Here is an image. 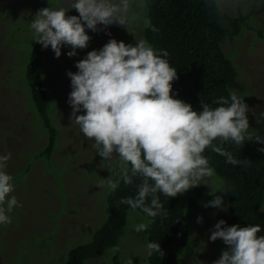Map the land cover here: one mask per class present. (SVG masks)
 Returning <instances> with one entry per match:
<instances>
[{
	"label": "clouds",
	"instance_id": "clouds-1",
	"mask_svg": "<svg viewBox=\"0 0 264 264\" xmlns=\"http://www.w3.org/2000/svg\"><path fill=\"white\" fill-rule=\"evenodd\" d=\"M253 2L212 0L221 13L226 7L239 5L247 14ZM133 4L134 0H70L69 8L78 15H68L71 10L63 6H48L36 12L29 26L35 43L44 49L50 46L56 58L62 46H68L72 50L67 56L72 58L76 49L88 46L86 29L96 32L98 26L129 27L134 19ZM138 6L144 8V0ZM145 27L158 31L149 20H145ZM168 56L167 51H157L145 39L127 45L110 39L99 51H89L79 60L76 73H67L71 81L70 123L78 125L83 136L94 142L92 147L109 173L107 179L99 178L97 188L114 192L121 181L132 185L135 179L140 180L135 195L119 201L149 218L134 226L137 233L146 231L156 217H167L161 194L175 198L215 175L204 155L206 150L224 157L233 167H246L250 161L236 158L224 145L231 142L239 148L249 141L264 144V136L249 122L251 113L256 124L264 123V112L257 116L236 91L214 100L216 107L200 100V111L173 98L172 84L178 77ZM80 112L83 114L78 115ZM258 151L264 152V148ZM10 159L11 153L0 155V225L11 224L9 214L22 207L16 196L10 195L14 192L13 177L6 171ZM220 185L217 192L221 195L211 191L213 199L203 205L205 208L223 209L226 189L223 181ZM197 223H202L201 217ZM260 232V225L226 226L224 220L218 221L209 241L221 240L226 250L213 264H264V235H258ZM112 251L119 249L113 247ZM154 253L164 256L158 242H148L147 256ZM127 264L133 261L129 259Z\"/></svg>",
	"mask_w": 264,
	"mask_h": 264
},
{
	"label": "rangeland",
	"instance_id": "rangeland-1",
	"mask_svg": "<svg viewBox=\"0 0 264 264\" xmlns=\"http://www.w3.org/2000/svg\"><path fill=\"white\" fill-rule=\"evenodd\" d=\"M259 1L249 7L253 14L249 27H244L232 45L237 80L245 89L244 93H237L257 116L264 112V41L256 38V29L264 30V7ZM58 4L53 6L69 8L70 0H58ZM238 6L225 10L236 14ZM133 10L138 13V9ZM37 11L38 0H0V155L11 153L6 169L13 177L14 192L10 195L16 196L22 205L9 214L11 224L0 225V264H65L68 250L89 242L105 221L109 191L100 190L97 184L99 178L107 179L109 173L92 147L94 142L83 136L78 125L70 123L71 81L67 73H76L75 64L90 50L99 51L110 39L126 45L141 40L139 24L131 22L126 29L117 25L106 29L98 26L96 32L86 29L90 36L88 46L76 49L72 58L67 56L72 50L68 46H62L59 58L50 46L44 49L40 73L57 138L51 158L35 160L47 138L25 81V65L36 39L29 25ZM68 15L78 13L71 10ZM259 126L257 131L264 136V123ZM250 143L264 162V152L258 151L264 144ZM27 166L28 172L23 173ZM220 187V181L213 176L184 193L189 244L179 255V264H213L226 247L219 239L209 241L218 221L224 220L226 226H231L225 196L221 210L203 206L213 199L211 191L213 195H221L217 192ZM198 217L202 223H197ZM147 220L139 212L129 210L116 246L119 251L108 248L100 257L90 258L84 264H115L114 256L118 264H127L129 259L133 264H146V236L144 231L143 235L134 231V226Z\"/></svg>",
	"mask_w": 264,
	"mask_h": 264
},
{
	"label": "trees",
	"instance_id": "trees-1",
	"mask_svg": "<svg viewBox=\"0 0 264 264\" xmlns=\"http://www.w3.org/2000/svg\"><path fill=\"white\" fill-rule=\"evenodd\" d=\"M254 2L257 3L258 0ZM259 2L264 7V0ZM53 3L59 6L58 0H38V10L48 6L55 8ZM139 3L140 0H134L132 8L138 9V13L132 9L135 18L132 22L139 24L140 38L147 40L157 51H167L169 56L166 59L177 70L178 78L172 84L173 98L200 111V100L216 107L213 101L220 97L227 98L230 90L245 92L237 80V70L233 63L235 49L232 45L239 39L244 27H249V20L253 18L251 11L243 14L241 6H238L236 14H230L226 10L221 13L212 0H144V8H140ZM145 20H149L150 25L158 31L153 32L151 27H145ZM256 38L264 41V30L260 27L256 29ZM225 45L227 50H224ZM43 53L44 48L34 41L25 65L29 99L47 137L45 146L35 155V160H49L55 150L57 138V128L48 114L50 103L40 73ZM249 122L253 129L260 130L250 113ZM224 147L236 158L250 161L246 167H233L225 162L224 157L210 149L204 153L215 170L214 176L223 181L226 189L224 196L230 225H260L261 232L258 235H264V162L253 150L250 141L239 148L231 142ZM29 167L23 173H27ZM139 183V179H135L132 185H124L121 181L114 192L106 195L105 221L93 233L89 242L79 243L68 250L65 264H84L90 258L100 257L106 249L117 246L123 234L127 213L131 210L119 201L121 198L134 196ZM183 199L184 194L175 198L160 195L168 215L166 218L156 217L144 234L147 243L160 244L164 256L157 253L147 256L146 264H179V255L189 244V227L185 220ZM136 211L146 216L139 209ZM114 260L118 264L116 256Z\"/></svg>",
	"mask_w": 264,
	"mask_h": 264
}]
</instances>
